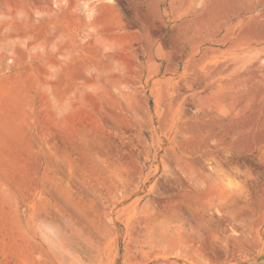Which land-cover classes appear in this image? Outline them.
Masks as SVG:
<instances>
[{
	"label": "rangeland",
	"instance_id": "obj_1",
	"mask_svg": "<svg viewBox=\"0 0 264 264\" xmlns=\"http://www.w3.org/2000/svg\"><path fill=\"white\" fill-rule=\"evenodd\" d=\"M0 264H264V0H0Z\"/></svg>",
	"mask_w": 264,
	"mask_h": 264
}]
</instances>
